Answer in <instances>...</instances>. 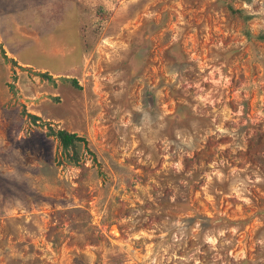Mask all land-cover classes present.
Instances as JSON below:
<instances>
[{"label":"rangeland","instance_id":"1","mask_svg":"<svg viewBox=\"0 0 264 264\" xmlns=\"http://www.w3.org/2000/svg\"><path fill=\"white\" fill-rule=\"evenodd\" d=\"M0 264H264V0H0Z\"/></svg>","mask_w":264,"mask_h":264},{"label":"trees","instance_id":"2","mask_svg":"<svg viewBox=\"0 0 264 264\" xmlns=\"http://www.w3.org/2000/svg\"><path fill=\"white\" fill-rule=\"evenodd\" d=\"M228 5L233 6L232 3H229ZM231 10L233 12H237L233 7H231ZM246 18H249V16H246ZM43 75L47 78H51V74H49L48 72L43 73ZM57 133L60 134L64 150L67 151L69 147L75 149L74 160H78L79 154H78V149L76 148L79 145V142L83 140V138H81L80 136H77L75 133H71L66 130H62Z\"/></svg>","mask_w":264,"mask_h":264}]
</instances>
